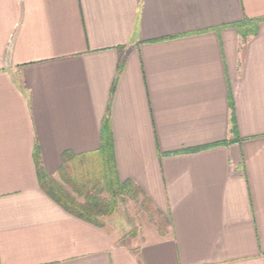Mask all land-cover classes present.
Listing matches in <instances>:
<instances>
[{
	"label": "crops",
	"instance_id": "obj_1",
	"mask_svg": "<svg viewBox=\"0 0 264 264\" xmlns=\"http://www.w3.org/2000/svg\"><path fill=\"white\" fill-rule=\"evenodd\" d=\"M107 116L141 240L42 186ZM0 264H264V0H0Z\"/></svg>",
	"mask_w": 264,
	"mask_h": 264
},
{
	"label": "trees",
	"instance_id": "obj_2",
	"mask_svg": "<svg viewBox=\"0 0 264 264\" xmlns=\"http://www.w3.org/2000/svg\"><path fill=\"white\" fill-rule=\"evenodd\" d=\"M249 22L255 25L257 20L246 19L237 25L243 26ZM253 27L243 32L248 34ZM122 65L118 66V74ZM102 140L101 148L96 152L67 154L59 172L61 180L47 176L44 170L39 169L42 186L55 201L75 216L99 226L105 222L103 217L114 213L120 200L126 197L136 202H149L140 186L132 180L121 182L119 178L108 116L103 124Z\"/></svg>",
	"mask_w": 264,
	"mask_h": 264
},
{
	"label": "rangeland",
	"instance_id": "obj_3",
	"mask_svg": "<svg viewBox=\"0 0 264 264\" xmlns=\"http://www.w3.org/2000/svg\"><path fill=\"white\" fill-rule=\"evenodd\" d=\"M60 179V175L57 177ZM67 188L69 185L65 184ZM71 189V188H70ZM105 196H108L106 193ZM103 220L110 226H120L123 238L136 235L141 240V235L149 230L160 227L161 220L148 202H136L128 197L120 200L114 213L104 216Z\"/></svg>",
	"mask_w": 264,
	"mask_h": 264
}]
</instances>
